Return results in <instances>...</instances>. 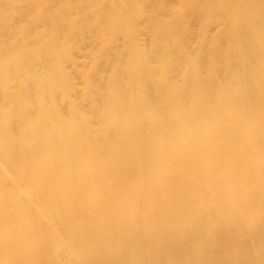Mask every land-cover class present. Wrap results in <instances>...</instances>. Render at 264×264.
I'll return each mask as SVG.
<instances>
[{
    "label": "bare ground",
    "instance_id": "1",
    "mask_svg": "<svg viewBox=\"0 0 264 264\" xmlns=\"http://www.w3.org/2000/svg\"><path fill=\"white\" fill-rule=\"evenodd\" d=\"M0 264H264V0H0Z\"/></svg>",
    "mask_w": 264,
    "mask_h": 264
}]
</instances>
